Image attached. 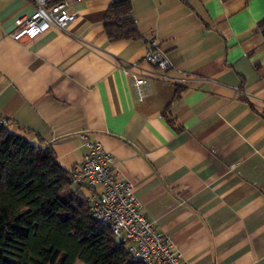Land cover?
<instances>
[{
    "label": "crops",
    "instance_id": "obj_1",
    "mask_svg": "<svg viewBox=\"0 0 264 264\" xmlns=\"http://www.w3.org/2000/svg\"><path fill=\"white\" fill-rule=\"evenodd\" d=\"M118 1L72 0L65 30L15 41L35 2L0 0L5 127L68 171L82 136L99 142L184 263L264 264V0H128L141 36L111 41ZM149 40L164 71L144 59ZM122 68L147 79L143 100Z\"/></svg>",
    "mask_w": 264,
    "mask_h": 264
},
{
    "label": "trees",
    "instance_id": "obj_2",
    "mask_svg": "<svg viewBox=\"0 0 264 264\" xmlns=\"http://www.w3.org/2000/svg\"><path fill=\"white\" fill-rule=\"evenodd\" d=\"M103 27L111 41L141 36L128 0L110 6ZM74 183L50 147L1 128L0 264H142L109 224L90 218L84 186Z\"/></svg>",
    "mask_w": 264,
    "mask_h": 264
},
{
    "label": "built area",
    "instance_id": "obj_3",
    "mask_svg": "<svg viewBox=\"0 0 264 264\" xmlns=\"http://www.w3.org/2000/svg\"><path fill=\"white\" fill-rule=\"evenodd\" d=\"M48 1L34 0V11L27 17L16 19V27L11 34L13 40L18 41L21 37L33 39L51 28L65 30L75 21L77 13L71 7L72 0H62L51 5ZM144 59L155 68V72L166 69V61L155 40H149ZM122 70L131 78L138 100H143V86L147 79L130 73L128 68ZM235 92L248 97L240 89ZM5 123L6 118L0 114V130ZM82 141L87 152L79 168L72 171V179L87 189L90 218L109 224L116 242L124 243L128 252L142 264H188L181 261L171 238L157 230L140 212L134 196V184L115 175L111 154L99 142L85 136H82Z\"/></svg>",
    "mask_w": 264,
    "mask_h": 264
},
{
    "label": "rangeland",
    "instance_id": "obj_4",
    "mask_svg": "<svg viewBox=\"0 0 264 264\" xmlns=\"http://www.w3.org/2000/svg\"><path fill=\"white\" fill-rule=\"evenodd\" d=\"M77 184L76 183H74V186H76ZM81 191H82V193H84V194H87V189L85 188V187H81ZM80 264V263H79Z\"/></svg>",
    "mask_w": 264,
    "mask_h": 264
}]
</instances>
